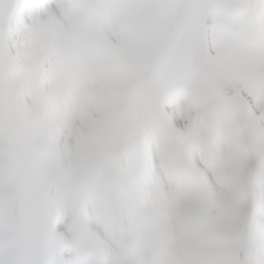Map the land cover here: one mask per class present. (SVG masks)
<instances>
[{
  "label": "snow or ice",
  "instance_id": "obj_1",
  "mask_svg": "<svg viewBox=\"0 0 264 264\" xmlns=\"http://www.w3.org/2000/svg\"><path fill=\"white\" fill-rule=\"evenodd\" d=\"M0 264H264V0H0Z\"/></svg>",
  "mask_w": 264,
  "mask_h": 264
}]
</instances>
